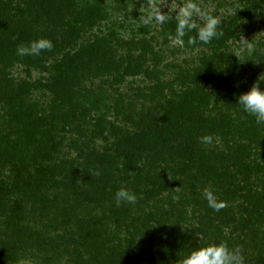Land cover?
<instances>
[{
  "label": "trees",
  "instance_id": "trees-1",
  "mask_svg": "<svg viewBox=\"0 0 264 264\" xmlns=\"http://www.w3.org/2000/svg\"><path fill=\"white\" fill-rule=\"evenodd\" d=\"M67 1L30 0L24 3L27 17L20 4L15 5L20 13L11 15V2L0 1V13L6 18V23L0 24V61L4 64L0 76L9 62L22 59L16 54L20 43L39 38L53 42L51 51L26 56L40 66L46 59L55 60L64 44L71 42L63 34L66 28L74 31L83 15L93 24L103 12L99 0H87L82 7L73 0L70 10L75 21L66 23L69 11L63 3ZM247 2L248 8L237 15L255 9L264 13V0ZM249 27L252 23L243 26ZM114 35L112 32L108 39H97L79 53L63 56L60 64L51 67L55 74L48 87L56 94V107L42 123L33 119V106L19 101L23 90L30 87L23 85L17 90L7 84L3 87L0 81L2 110L7 116L2 119L8 123V133L0 135V264H20L22 260L28 264H182L190 249L220 241L240 247L246 264H264V192L259 191L264 182L260 186L251 178L253 165L264 164V140L257 130L254 141L240 145L243 139L236 133L248 132L251 124L261 126L235 104L236 97L247 92L252 83L246 89L247 84H237L236 79L227 89L215 58L224 61L231 55L218 54L219 46L214 56L204 55L200 67L180 68L175 80L178 90L173 83L159 79L160 58L150 42L133 38L122 43ZM113 43L128 49L120 57L121 66L126 64L122 72L116 71L120 62H115ZM212 44L218 43L214 40ZM149 61L153 68L145 67ZM101 71L116 72L118 84L119 77L141 74L152 83L151 106L141 104L134 114L133 108L115 104L121 122L129 128L109 122L105 113L90 117L91 111H98L101 93L88 91L83 101L95 102L94 106L88 104L89 108L75 99L73 89L80 74L96 78ZM261 73L264 78V70ZM254 78L256 81L259 76ZM143 96L140 92L137 97ZM222 99L228 101L227 109L220 105ZM70 119L65 126L70 129L73 124L75 128L62 131L71 134L70 139L52 136L50 142H42L33 132L39 126H49V133L38 135L49 136L56 130V122L68 124ZM223 127L229 133L219 135ZM208 134L219 136L222 146L230 151L238 146L235 156L230 152V168L237 173H229L225 160L215 157L217 149L208 152L199 143V137ZM227 137L231 141H226ZM98 141L103 143L101 147ZM30 143H38L40 148L30 150ZM67 143L77 151L76 160L63 159L61 151ZM237 160L240 162L234 163ZM9 167L13 169L6 172ZM209 185L226 203L220 212L201 198L203 188ZM121 187L137 194L136 205H115L114 194Z\"/></svg>",
  "mask_w": 264,
  "mask_h": 264
},
{
  "label": "rangeland",
  "instance_id": "rangeland-1",
  "mask_svg": "<svg viewBox=\"0 0 264 264\" xmlns=\"http://www.w3.org/2000/svg\"><path fill=\"white\" fill-rule=\"evenodd\" d=\"M6 1L8 4L11 2V7L13 13L19 14L20 10L16 4H20L21 8L25 11V17L28 16L27 13V6L24 5L26 2L30 0H0ZM87 0H76V3L79 6L84 5ZM91 2L95 3L98 0H90ZM100 7L102 8L103 12L96 16L94 19L95 21L93 24L89 25L90 19H87L84 15L81 18H78L79 22L77 27H74L72 32L68 28L64 30L65 36L67 35L68 39L71 40L69 44H64L63 48L59 50L58 56H56L55 60L50 59L45 61V63L40 64V66L34 65L33 61L29 62L27 57L24 56L21 58H16V61H12L8 63L6 70H4V76H0V81L3 82L1 85L3 87L7 84V86H14L17 90L21 89L23 85L26 87H30L29 90H23L25 94L23 97H20V100L25 106H33L34 109V116L37 122L42 123V118L53 113L55 110V104L53 103L56 100V94L53 92L52 87H48L50 82L52 81V77L55 74L54 70L51 67H55L59 62L63 59L65 55H74L77 54L88 45H91L97 39H108L109 35L114 32V37L116 40H120V42H127L132 41L133 38L136 39H146L147 42H150L152 48H154V52L159 54L160 62L158 64V70L160 72L159 79L161 82L165 84L173 83L174 88H179V84L175 81L177 78L178 73H180V68L182 70H192L201 66L204 55H208L209 57L214 56L216 52L215 49L217 47H221V51H218V54L222 56L223 54L231 55L227 60L223 61L222 58L219 56L215 58L216 61L220 62L218 66V71L222 79L225 81V86L227 89L234 86V82L237 79V84L245 85L246 89H248L249 85L255 82V75L261 76V71L264 70V61H260L261 58H264V13L261 12V9H255L250 14H242V17L237 15V11L244 12L246 8H248L247 0H198L202 9L207 10L210 14L219 16L224 25L225 33V42L221 44V41L216 40L218 44H210L204 45L197 43L196 45L189 46L187 48V40L190 36H195L196 31H192L190 33H186L184 37V43L181 44H174L170 37L175 35V28H176V21L174 19L176 14V7L184 3V0H99ZM74 3L73 0H68L67 2L63 3L65 9L69 11L66 14V23L73 24L75 16H71V4ZM82 7V6H81ZM16 9V10H15ZM18 9V10H17ZM15 10V11H14ZM156 10L162 11L164 13H168L170 16L173 17L168 23L160 25L157 24L154 20L152 23H144V21L152 15ZM263 13V14H261ZM3 18H0V24L6 23V18L3 13H0ZM249 19V20H248ZM230 20H233V23L230 25ZM252 23V27L243 28V26ZM74 26V25H73ZM232 26V27H230ZM231 30V32H230ZM234 33V34H232ZM243 33L245 39L249 41L253 45L252 54L249 55L247 50L241 51V47L238 44L237 40H239V35ZM143 34V35H142ZM114 46V50L117 53L115 54V62H120V57L125 56L128 49L118 48L115 43L111 44V47ZM135 54L137 55L138 52L136 51ZM220 58V59H219ZM126 60L125 58H123ZM150 60L152 57L150 56ZM243 63V64H241ZM120 62V69L116 71L122 72L125 68L121 66ZM222 64V65H221ZM2 62L0 61V70L3 68ZM152 67L153 62L146 63L145 67ZM48 68L50 69L48 72L44 71L43 69ZM124 71V70H123ZM144 71V70H143ZM119 73V72H117ZM2 74V75H3ZM100 77L92 78L88 77L84 78L85 76L83 73L80 74L79 82L74 85V92H75V99H79L81 101L84 100V96L87 94L89 95L88 91H94L96 93H101L102 101L99 103L98 111L97 109L91 111L90 117H95L98 113H105L107 115V120L109 122H116L122 129L129 128L130 125L121 122L120 116L117 115L115 110L116 106H121L125 109H131L135 112H139L141 110V104L146 106H151L149 102V94L151 93L150 88L152 83L147 79L145 74H141L139 76H123L124 78H120V83L115 81V77L118 76L116 72H107L101 71L99 72ZM247 81V82H246ZM2 88V86H1ZM0 88V89H1ZM264 88V85H262ZM214 92L215 90L210 86V88ZM2 90H0V95ZM224 91V90H223ZM141 92V95H144L143 98H138V94ZM21 93V91H20ZM168 93V92H167ZM226 91L221 93V97L224 98V94ZM93 103L92 106L95 105L94 100L83 101V105L86 108H89L88 104ZM220 105L224 106V109L228 107V101L225 99L221 100ZM5 103L1 102L0 98V135L2 133H8V123L7 120H3L2 117L5 118L6 111H3ZM214 107L213 102L210 105V109ZM52 108V109H51ZM52 110V112H51ZM26 111V110H25ZM67 115L71 116V112L67 113ZM51 113V114H50ZM83 113V112H82ZM233 114V113H232ZM7 117V116H6ZM68 120V124L62 120L56 122V130L50 132L49 136H38L40 133H44L47 127L42 128V126L37 127L33 130L34 133L37 134V138H40L43 141L51 140L52 136L55 137H62L64 135L68 139H70L71 134L62 133L63 129L66 131H71L70 129L75 128L73 124L71 125L70 129L65 125H69L70 121ZM254 120V118H253ZM119 121V123L117 122ZM73 122V121H72ZM220 128V127H219ZM93 129V127H92ZM257 130L261 133V137L264 140V125L259 126L257 128L254 124L249 125L248 132H236L240 134L242 137V141L239 143L240 145L248 144L250 141H254L256 139ZM219 131L220 133H229L226 128H222ZM49 133V131L47 132ZM48 137V138H47ZM218 140V143H214L211 148H206L209 151L216 152L218 159L222 161L225 160L224 165L227 166L226 170L232 174L237 173L238 171L230 168V152H232V156H235L234 151L236 147L234 146L233 151H230V148H224L222 146L221 139L219 136H215ZM245 137V138H243ZM222 138V137H221ZM249 138V140H246ZM46 139V140H45ZM226 141H231V138L227 137ZM221 142V143H220ZM34 145V146H33ZM52 146L53 143H50ZM69 143L66 144V148L62 150L63 159L65 160H76L78 157V153L72 148L69 149ZM97 145L101 147L103 143L101 141L97 142ZM233 145V142L232 144ZM30 150L40 148V145L30 143ZM230 147V145H229ZM240 162V160L235 161L234 163ZM261 164V166H260ZM256 163L253 165V173H251V178L253 181L256 179L258 185L261 186L262 182H264V173L262 169L264 168L263 163ZM240 166V165H239ZM243 168V166H242ZM12 167H9L6 172L12 170ZM238 169V168H237ZM254 173H258L255 175ZM10 174V173H9ZM14 177V174H13ZM255 178V179H254ZM255 181V182H256ZM259 191H263L264 189H259Z\"/></svg>",
  "mask_w": 264,
  "mask_h": 264
},
{
  "label": "clouds",
  "instance_id": "clouds-1",
  "mask_svg": "<svg viewBox=\"0 0 264 264\" xmlns=\"http://www.w3.org/2000/svg\"><path fill=\"white\" fill-rule=\"evenodd\" d=\"M176 7L175 35L170 37L174 44L184 43L186 33L196 31L195 36H190L187 45L193 46L197 43L210 44L214 40H219L224 36V25L219 16L210 14L207 10L202 9L198 0H184V3ZM173 17L167 12L156 10L150 15L144 23H152L153 20L160 25L168 23ZM238 44L241 51L247 50L251 55L253 45L247 41L241 33ZM54 44L46 38H39L28 43H20L16 48V54L24 56H40L42 52L51 51ZM243 64V63H241ZM264 78H259L253 82L251 88L236 97L238 110L246 116L254 118L255 123L264 125ZM199 143L207 148H211L214 143H218L216 137L211 134L199 137ZM177 199L179 197H176ZM201 198L207 202V206L216 212H220L226 207V203L220 200L216 190L209 185L203 188ZM138 202L137 194L129 188L121 187L114 194V203L117 207L123 205L134 206ZM20 264H28L27 261H20ZM182 264H246V258L240 247H230L227 242L209 243L190 249L184 256Z\"/></svg>",
  "mask_w": 264,
  "mask_h": 264
}]
</instances>
